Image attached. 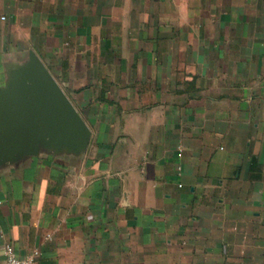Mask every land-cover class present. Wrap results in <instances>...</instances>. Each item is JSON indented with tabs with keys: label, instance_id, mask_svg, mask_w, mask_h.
<instances>
[{
	"label": "crops",
	"instance_id": "1",
	"mask_svg": "<svg viewBox=\"0 0 264 264\" xmlns=\"http://www.w3.org/2000/svg\"><path fill=\"white\" fill-rule=\"evenodd\" d=\"M91 137L0 172V264H264V0H0Z\"/></svg>",
	"mask_w": 264,
	"mask_h": 264
},
{
	"label": "water",
	"instance_id": "2",
	"mask_svg": "<svg viewBox=\"0 0 264 264\" xmlns=\"http://www.w3.org/2000/svg\"><path fill=\"white\" fill-rule=\"evenodd\" d=\"M90 129L40 58L4 64L0 83V172L32 158L84 154Z\"/></svg>",
	"mask_w": 264,
	"mask_h": 264
},
{
	"label": "built area",
	"instance_id": "3",
	"mask_svg": "<svg viewBox=\"0 0 264 264\" xmlns=\"http://www.w3.org/2000/svg\"><path fill=\"white\" fill-rule=\"evenodd\" d=\"M3 254L5 257V264H31L28 259L21 260L16 258L13 250L9 247L4 250Z\"/></svg>",
	"mask_w": 264,
	"mask_h": 264
}]
</instances>
